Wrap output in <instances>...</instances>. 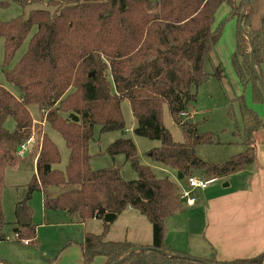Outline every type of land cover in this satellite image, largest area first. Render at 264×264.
I'll return each instance as SVG.
<instances>
[{
  "label": "trees",
  "instance_id": "trees-1",
  "mask_svg": "<svg viewBox=\"0 0 264 264\" xmlns=\"http://www.w3.org/2000/svg\"><path fill=\"white\" fill-rule=\"evenodd\" d=\"M11 1L22 3L0 0V9ZM246 1L240 7L236 0H54L48 3L54 7L52 12L37 9L28 18L9 22L0 19L5 66L12 63L36 27L26 53L11 70H5L6 79L21 96L17 98L0 86V241L7 237L1 205L5 173L16 165L22 146L35 134L30 110L35 106L43 121L60 131L70 154L66 172L55 169L61 161L58 148L39 132L42 137L36 172L20 203L28 214L27 203L35 192L43 194L45 210H65L74 223L100 219L105 233L122 212H139L152 225L153 243L122 264H264L263 256L220 262L215 257L190 261L165 254L184 256L165 247L166 219L184 204L177 183L158 179L148 167L140 165L130 139L117 140L108 151L111 155L124 154L137 171V180L126 181L114 167L92 170L88 153L96 126L101 132L124 127L120 104L127 100L137 122L135 134L161 141L151 158L182 173L183 179L197 171L227 178L254 163L255 134L262 124L247 130L245 153L222 164H210L200 160L195 149L199 144L212 143V138L198 134L181 117V113L189 112L198 88L208 78L204 66L223 32V24L215 26L219 8L229 5L230 15L237 16L239 25ZM250 5L243 27L254 42L255 67L264 82V24L258 29L252 26ZM250 53V43L238 27L237 50L232 58L235 73L245 89L251 87L254 99L264 102ZM165 106L184 131L181 144L173 140L164 125ZM10 119L15 123L13 131L5 127ZM134 248L137 246L127 241L107 242L104 234L86 233L84 264H93L98 257L113 264Z\"/></svg>",
  "mask_w": 264,
  "mask_h": 264
},
{
  "label": "rangeland",
  "instance_id": "rangeland-1",
  "mask_svg": "<svg viewBox=\"0 0 264 264\" xmlns=\"http://www.w3.org/2000/svg\"><path fill=\"white\" fill-rule=\"evenodd\" d=\"M50 1L54 0H21L22 3L11 1L9 6L0 9V19L9 22L22 17L28 18L31 11L37 9L52 12L54 7L48 5ZM236 2L241 7L245 0H236ZM250 2V23L255 29H258L264 24V0H251ZM231 12L232 8L223 4L216 14L215 26L223 24L222 36L205 63L204 71L208 78L198 88L196 101L190 106L189 112H186V117H183L184 121H188L195 127L198 134L212 138V143L199 144L195 149L197 157L210 164H222L245 153L248 149L245 142L247 130L260 126V124L263 126L255 134V145H264V102H257L254 99L251 87L245 89L242 86L232 64V58L237 50L238 18L231 16ZM35 32L36 27L32 29L30 36L17 51L12 63L7 66L4 65L5 39L0 37V86L16 97H20L21 92L6 79L5 70H11L26 53L30 39ZM30 110L34 125H36L35 134L29 142L32 144L30 146L39 153L40 138L42 137L39 132L45 133L57 146L61 156L60 163L54 168L66 172L70 153L62 134L50 123L43 121L37 107L32 106ZM120 110L124 122L122 129L101 132L99 126L94 128V137L88 146L91 169L98 171L114 167L120 171L121 176L126 181L137 180L138 173L126 156L124 154L111 155L108 151L111 144L117 140L130 139L136 146V157L140 165L148 167L158 179L173 180L177 183L180 192L183 191L187 187L186 180L178 179L175 170L165 167L151 158L152 150L161 147V141L135 134L137 122L129 101H122ZM163 121L173 140L178 144L183 143L185 141L184 131L172 119L168 106L164 107ZM5 127L9 131H13L15 128L14 121L8 120ZM34 160L35 154H32L31 157L17 161L15 166L6 170L5 188L2 191L1 202L6 222L3 230L7 236L14 237L15 235L14 223L17 221L16 212L19 209V207L17 209V204L25 199L27 184L36 172V160ZM243 169L242 173L244 174L241 175H246L249 174V171L256 170V166L251 164ZM194 175L209 180L207 175H203L199 171ZM233 181L235 186L243 185L242 189L247 187L243 184L244 177L235 178ZM226 184L227 181H214L209 187L220 190ZM199 191H196L195 194ZM28 204L34 212L32 223L37 226L36 237L25 236L24 231L20 229L23 233H20L22 239L32 240L30 246H24L21 239L16 238L0 242V259L10 264H56L63 257L59 258L67 243L66 238L75 237L73 240L82 241L85 232L104 234L105 241L119 242L126 240L124 238L127 237L128 232L144 236L146 233L145 225L149 231L150 229L152 231L150 221L133 210V212H122L117 222L111 225L108 232L105 233L104 224L101 220L89 219L84 224L77 225L71 224L72 222L63 212H45L41 195L38 192L34 193ZM22 229L24 228L22 227ZM187 256L199 258L188 254Z\"/></svg>",
  "mask_w": 264,
  "mask_h": 264
},
{
  "label": "crops",
  "instance_id": "crops-1",
  "mask_svg": "<svg viewBox=\"0 0 264 264\" xmlns=\"http://www.w3.org/2000/svg\"><path fill=\"white\" fill-rule=\"evenodd\" d=\"M30 145L32 144L30 143L29 146ZM29 146L27 145L28 149L26 147L23 157H17V161L29 158L32 154H35V160L37 159L38 151H35ZM255 146L256 159L252 165L256 166V170L253 169L249 171V174L241 175L244 174L242 173L244 166L227 178H213V176H207L209 180L227 181V184L220 190L209 187L211 184L205 189H195L192 194V196L195 197V204L188 206L185 200H183L184 204L181 210L166 219V249L184 255L188 254L199 257V259H210L215 257L220 262L258 259L260 256H263L264 259V145L259 144ZM176 173L178 177V172L176 171ZM194 176L206 180L204 177ZM242 177H244L243 184L245 186L247 185L245 189H242L243 185L235 186L233 183L235 178ZM185 180L187 185V178ZM209 180L207 178L206 181ZM187 188L188 185L185 189ZM196 191L199 192L195 194ZM38 193L41 195L43 204V194L41 192ZM21 202L22 201L18 202L17 209L18 207H22L20 205ZM1 205L2 209H4L2 202ZM27 206L29 207L30 214L24 211L30 218V225H32V228H28L30 225L23 227L19 223L17 210V221L14 223V231L15 233L19 232L23 234L20 231L21 229L26 234L25 236H32L34 238L37 232V226H34L32 223L34 212L29 204ZM44 211L49 212L45 209ZM57 211L65 213L72 222L70 215L65 210ZM133 211L129 209L125 212ZM92 220L100 219L95 218ZM84 223L85 222H72L71 224L79 225ZM22 227L24 229H22ZM145 229L146 233L144 236L134 232H128L127 237L124 238L126 239L125 241L137 247L151 246L153 243L152 231L151 229L149 231L147 225H145ZM3 233L5 234L4 230ZM86 233L93 232H85L82 241L73 240L75 237L66 238L67 243L59 258L63 257L56 264H84L82 244L85 242ZM108 242L112 241L110 240ZM30 245L24 246L27 247ZM0 264L10 263L0 259ZM93 264H106V260L102 257H98Z\"/></svg>",
  "mask_w": 264,
  "mask_h": 264
},
{
  "label": "water",
  "instance_id": "water-1",
  "mask_svg": "<svg viewBox=\"0 0 264 264\" xmlns=\"http://www.w3.org/2000/svg\"><path fill=\"white\" fill-rule=\"evenodd\" d=\"M250 1L251 0H247V2H246L245 8H244V10H243V12L241 14V17H240V21H239L238 27H239V31L248 39V41L250 43V47H251V53H250L251 68L255 72L256 76L258 77L259 82H260V86H261V90H262V92L264 94V82L262 81L261 77L257 73L256 67H255V57H256V54H255L254 42L252 40V37L248 34V32L243 27V18H244V15L246 13V9H247ZM178 177H179V179H183L182 173H179L178 174ZM101 212H104V209H101ZM18 215H19V223L23 227H26V226H29L30 225V218L26 214V212L24 211L23 207H19V209H18ZM142 250H148V248H146V247H137V248H134L125 257H123L121 260H119L118 262L113 263V264H122L126 260H128L133 253H135L137 251H142ZM165 254H167L169 256H172V257H175V256L176 257H181L183 259L190 260V261H197L198 260V258H193V257L187 256V255L182 256V255H179V254H174V253H169V252H165ZM208 264H210V263H208Z\"/></svg>",
  "mask_w": 264,
  "mask_h": 264
},
{
  "label": "built area",
  "instance_id": "built-area-1",
  "mask_svg": "<svg viewBox=\"0 0 264 264\" xmlns=\"http://www.w3.org/2000/svg\"><path fill=\"white\" fill-rule=\"evenodd\" d=\"M182 117H186V112H183L181 114ZM30 140L28 141L27 144L23 145L21 150L18 153L19 157H23L25 151H26V147L29 144ZM214 180H202L200 178H197L195 176H190L187 178V185L188 188L184 189L183 191H181V198L183 200H185V202L187 203L188 206H191L193 204H195V197L192 196L193 191L195 189H205L206 187H208ZM12 238H16V239H21V242L24 245H30L32 240L31 239H22L21 238V234L19 232H16L14 237L11 236H7L6 240H11Z\"/></svg>",
  "mask_w": 264,
  "mask_h": 264
}]
</instances>
